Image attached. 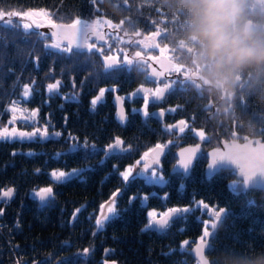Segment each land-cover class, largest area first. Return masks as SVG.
<instances>
[{
  "label": "trees",
  "instance_id": "trees-1",
  "mask_svg": "<svg viewBox=\"0 0 264 264\" xmlns=\"http://www.w3.org/2000/svg\"><path fill=\"white\" fill-rule=\"evenodd\" d=\"M245 7L251 20H264V2L246 0ZM36 8L48 10L56 23L83 20L97 25V22L109 21L113 32L109 34L107 42L100 43L97 49L73 48L71 54L58 55L57 49L42 47L48 43L50 34L46 33L48 40L36 43L35 34L45 32L39 29L24 32L0 25V33L6 36V41L0 39V50L7 54L5 74L0 75L1 119L3 122L8 120V104L18 101L22 107L39 109L40 124L45 122L46 117L50 118L55 128L50 125L49 132L55 130L62 133L61 137L44 142L0 140V189L16 188L15 196L7 204L0 201V207L5 208V214L0 217V264H24V261L31 264L32 260H36L37 264L41 261L54 264L55 258L82 251L85 247L90 248L88 258L79 259L76 264H102L104 259L117 264H197L190 247L202 235L203 222L212 218L209 211L193 204L194 199L198 201L201 198L210 208L217 207L218 210V207L223 206L229 210L222 217L223 226L217 227L211 239L212 245L207 250L210 264H264V191H238L234 187L238 178L232 169H221L208 178L205 173V152L196 160L191 176L184 181L183 190L179 188V180L175 175L163 189L159 186L141 188L144 192L156 191L159 197L164 192L169 194L166 201L151 198L148 208L164 211L175 205H190L192 211L173 219L163 232L154 229L141 232L140 229L147 223L146 209H140L137 201L120 218L98 230L95 236L92 235V223L86 220V212L79 214V220L73 227L67 224L62 227L60 220L63 218L66 221L70 211L81 203L87 202L88 211H92L101 199L107 198V193L116 186V181L110 179L103 185V196L98 194L101 188L99 181L111 170V164L117 161L110 160L100 165L102 152L87 158L77 152L62 156L59 160L53 159L56 151L67 149L64 137L68 131L80 136L81 141L87 135L98 146L107 143L111 135H120L142 145L141 151L158 141L172 140L173 143L168 145L162 158L167 177L177 158L175 150L183 144L202 140L205 150L218 144L222 138H231L234 133H238L241 139L248 136H261L264 139V70L241 69L231 87L209 91L211 86L201 79L198 68L191 63V46L182 38L185 13L179 7L178 0H0V10L27 9L30 12ZM150 35H154L151 48L141 50H155L156 42L167 47L178 63L197 75L194 82H188L184 87L176 86L167 96L168 103L178 105L176 112L171 115L172 121H186L183 132L174 127L166 130L167 118L162 122L151 115L144 118L142 114L132 112L125 124L120 125L110 114L113 107L109 100L106 103L109 111L107 120L104 119L103 111L98 112V119L97 109L95 112L90 110V97L97 93V79L100 87L118 84L121 93L130 92L141 82H147V70L135 64L129 68L126 65L117 66L120 73L115 78L111 74L96 77L92 75L91 67L102 68V56L106 54H117L120 60L125 52L135 55L139 44L135 45L134 39L125 41L124 38ZM33 44L36 51L32 55L40 56L36 62L32 60V55L18 54V48L27 52ZM50 66L53 73L47 75ZM70 77H74L76 88L72 86ZM57 78L61 79L58 90L61 94L78 92L83 89L84 83L87 92L78 96V103L66 102L55 93L49 95L46 85ZM33 79L36 83L32 86V95L22 98L23 84H32ZM135 105L139 108L140 101ZM65 114L69 118L67 128L62 119ZM97 120L100 121L98 125ZM200 130L206 134V138L198 137L196 131ZM13 150L17 155H12ZM30 150L38 155H25ZM85 166L95 169L84 173L86 182L73 180L60 186L55 207H38V201L30 195L31 189L46 186L51 181L43 174H34V168L51 171L53 168L67 170ZM137 184H142V181ZM250 200L253 203L250 204ZM120 206H126V197L121 199ZM61 207L65 208L63 214L59 211ZM17 218L20 221L19 228L15 227ZM185 240L189 241L186 245L182 243ZM64 241H68L71 246H63ZM106 248L111 251L104 256Z\"/></svg>",
  "mask_w": 264,
  "mask_h": 264
},
{
  "label": "snow or ice",
  "instance_id": "snow-or-ice-1",
  "mask_svg": "<svg viewBox=\"0 0 264 264\" xmlns=\"http://www.w3.org/2000/svg\"><path fill=\"white\" fill-rule=\"evenodd\" d=\"M35 13H39L46 17L45 19H38ZM0 25L5 27H13L18 30L27 32L34 27L46 26L51 28V38L49 44H44V48H55L58 50V55H63L64 53H73V46L71 43H65V40L68 38L61 37L56 31V21L51 18L48 10L45 8H36L34 12H29L27 9L17 10V9H6L0 10ZM0 39H5L6 36L4 33H0ZM49 37L46 33H36L35 42L39 43L40 41H46ZM78 48V46H77ZM36 51L35 44H33L30 51L25 49L18 48V54L23 55H32ZM6 52L0 50V75L4 73V66L6 63ZM71 58V57H69ZM39 55H32V60L34 62L39 61ZM38 67V64H37ZM91 67V65H90ZM92 75L96 77L106 76L111 74L112 78H115L119 73V69L116 66L111 64H105L102 68L94 69L92 68ZM11 72V70H9ZM53 73V68L50 66L47 75ZM19 79V78H18ZM70 82L73 87H75L74 77H70ZM36 83L33 79L32 84L25 83L22 88V98H28L32 95V86ZM61 86V79L57 78L55 82L48 83L46 85V91L49 95L56 94L61 97V99L66 102H79L78 95L76 91L71 93L61 94L58 90ZM118 84H112L109 89L108 86L99 87L98 93L93 96L90 100L92 109H95L98 101H101L105 93L111 90L114 93V99L116 101L117 110H116V120L118 124L123 125L128 119V113L124 108L125 96L118 94ZM138 91L143 93V101L141 108L137 109L133 107L131 112L133 114L140 113L144 118H148L150 115L153 117H162L165 113V109L161 108L157 113H149V97L154 98L163 97L159 89L153 88L151 91L144 89L142 86H139ZM134 95V94H133ZM128 99L131 96L127 97ZM155 102V101H154ZM47 103V101H44ZM63 107V105H61ZM6 111L10 113V116L6 123L0 124V140L5 142H44L48 139H56L61 137L62 133L60 131H51L49 132V126L55 128V125H52L50 118H45V122L40 124L39 109L38 108H27L22 107L18 101H12L8 104ZM168 111H173L169 108ZM64 127L67 128L68 116L65 114L63 116ZM17 122L20 123L21 127H17ZM180 127V131H184L186 126L185 120H180L177 122ZM27 125L30 127L29 130H24V127ZM174 125H165L166 130H170ZM92 135H95L94 133ZM64 142L68 145L67 149L64 151H56L53 155V159L59 160L62 156L68 154H75L81 152L84 154V157L87 158L90 155H97L103 153L100 157L99 164L104 165L110 160L117 161L116 163L111 164V170L104 175V177L99 181L101 188L98 189V194L103 196V185L110 179L116 181V186L109 190L107 193L106 199H101L100 202L92 209L88 211L89 204L81 203L78 207L73 208L70 211V214L65 221L63 218L60 220V224L63 227L65 224L69 227H73L75 223L79 220V214L87 213L86 220L92 223L94 230L92 235L95 236L98 230H102L105 225L111 221H114L117 218H120L124 212L129 211V209L138 201L140 209H146V218L147 223L140 229L141 232L145 230L154 229L159 232H163L167 229L171 220L177 218L180 214H185L192 211L190 205H175L172 207L166 208L164 211H158L156 208H148L151 198H159L162 201H166L169 197L168 192H164L162 197H159V194L156 191L144 192L141 191L143 187H156L159 186L161 189L168 186L172 177L175 175L179 180V188L184 189L187 179L191 176V170L194 166V162L197 158L198 152L201 150V145L199 143L191 144L186 147H180L178 149V158L175 159V162L172 164L171 171L166 177L162 165V158L165 156V149L168 145L172 144L173 141L169 140L167 142H156L151 147H144V150L141 151L142 145L138 143L130 142L122 138L120 135H111L108 138V142L102 146H98L95 141H90L89 136L85 135L81 141V137L74 134L72 131L67 132V136L64 137ZM12 155H17L16 151L13 150ZM27 156H35L38 153L33 151H28L25 153ZM211 160L208 163L207 167L209 169L208 178H211V170L217 167V158L214 153L210 152ZM264 159V152L258 153H249L242 159L241 164L236 165L241 173L245 177L259 176L264 174V167H256L258 160ZM125 160H130L131 162L125 163ZM47 163V162H46ZM94 168L91 166L85 167H73L65 170L64 168H53L51 171H47L45 168H34V174H43L47 176L51 183H48L46 186L33 187L31 189L30 195L33 199L38 201L39 208H51L55 207L57 203V193L59 187L66 185L73 180H79L81 182H86V177L84 173L93 172ZM138 181H142V184H137ZM54 185L56 187H54ZM136 185L135 190L133 186ZM233 188V185L230 184ZM256 186L264 187V183H258ZM250 186L245 183L244 189H248ZM16 191L15 187H7L0 189V201L7 204L8 201L13 197L14 192ZM126 197V206L121 207L120 201ZM95 203V201H93ZM253 203V201H249ZM193 204L200 205L204 210H207L211 214V219L205 220L203 222L202 235L199 237V242L201 243L205 238L212 239L214 236L213 232L209 231V228L217 230L218 225L223 226L222 217L228 213L227 207H211L205 203L204 199L193 200ZM60 213L65 212V208L61 207L59 209ZM5 214V208L0 207V217H3ZM17 213V217H19ZM20 221L19 218L15 221V227L19 228ZM183 244H188L189 241L185 240ZM63 246L70 247L68 241L63 242ZM111 251L110 249H105V252ZM90 253V248L85 247L82 251H77L75 253H70L67 256H60L55 258L54 264H76V261L79 259H87ZM50 259L52 257H49ZM24 264H29L28 261H24ZM31 264H37L36 260H32ZM40 264H46L45 261H41ZM104 264H108L107 261ZM115 264V262H113Z\"/></svg>",
  "mask_w": 264,
  "mask_h": 264
},
{
  "label": "clouds",
  "instance_id": "clouds-1",
  "mask_svg": "<svg viewBox=\"0 0 264 264\" xmlns=\"http://www.w3.org/2000/svg\"><path fill=\"white\" fill-rule=\"evenodd\" d=\"M183 36L201 79L226 89L244 68L264 70V20H251L246 0H178Z\"/></svg>",
  "mask_w": 264,
  "mask_h": 264
},
{
  "label": "water",
  "instance_id": "water-1",
  "mask_svg": "<svg viewBox=\"0 0 264 264\" xmlns=\"http://www.w3.org/2000/svg\"><path fill=\"white\" fill-rule=\"evenodd\" d=\"M258 1H264V0H258ZM56 25H57L56 31L59 33V35L61 37L68 38L65 40V42L71 43L72 46L76 48L78 46L79 49L87 47L88 41L92 38H96V39L98 38L102 41H105L106 39V30L101 31L91 26H84L81 20L76 23H70V24L69 23L68 24L56 23ZM43 29L51 34V31H52L51 28H48L45 26L43 27ZM104 61L106 64H113V65L120 64L118 59L113 56H105ZM173 65H174V61L170 59L169 57H162L155 63V67L158 69V71H162L164 73L173 72L174 71ZM158 71L152 70V74L154 76H161L162 74H160ZM141 86L148 91L150 90L149 85H141ZM171 88H172L171 84H166L160 87L159 90L162 93L163 97H160L157 99L151 96L152 102L154 101L155 103L160 102L164 98L165 94L171 90ZM138 89L139 87L136 88L135 94L138 96L143 95V93L138 91ZM124 108H125V105H124ZM116 109H117V105H116ZM159 109L161 108H155L153 110V113H157ZM158 119L163 120L164 115L162 117H159ZM176 126L182 127L178 125L177 123H176ZM196 143H199L201 145V150L197 154V158H198L200 153L202 152L203 145L201 142H196ZM196 143H188L180 147H186L188 145L196 144ZM179 148L176 149L177 158H178ZM210 152L215 154L217 158V163L219 164L217 167L211 170V175L219 172L221 169H232V170H235L236 176L240 178V182L238 185L239 190H247V189H244L245 183H247L250 186L248 189L254 188V189L264 190V187L256 186V184L258 183H264V174L246 178L245 175L241 173L238 167L236 166V165L241 164L242 159L245 156H247L249 153L264 152V139H262L260 136H252L244 140H240L238 138H231L230 140L222 139L219 145H215V146L208 148L206 150V155L208 157L207 162L205 164L206 175L209 174V169L207 165L211 160ZM256 167L258 168L264 167V159L258 160L256 163ZM14 195H15V192H14ZM185 214H180L178 216H183ZM215 231L216 230H213V229L210 230V232H213V233H215ZM198 242L199 240L196 243ZM196 243L191 247L190 252L194 256V258L197 260V264H210V259L207 255V250L212 245L211 240L208 238H205L201 243L197 245ZM107 254L108 252L104 253V255H107Z\"/></svg>",
  "mask_w": 264,
  "mask_h": 264
},
{
  "label": "flooded vegetation",
  "instance_id": "flooded-vegetation-1",
  "mask_svg": "<svg viewBox=\"0 0 264 264\" xmlns=\"http://www.w3.org/2000/svg\"><path fill=\"white\" fill-rule=\"evenodd\" d=\"M100 26L101 25H98L97 24V28L101 29L102 27H100ZM105 28L107 29V33H106L107 34L106 35V42H107L109 34H111L113 32V28L111 27V25L110 26L106 25V26L103 27V29H105ZM91 43L92 42H90V44ZM100 43H103V42L100 41L99 39H97V48H99ZM110 55H117V54H110ZM119 62L121 63L120 66H123L124 64H126V67H128V68L131 67L134 64L133 61H131V60H130V62H127V63H124L123 61H119ZM176 65L177 64L174 63L175 69H174L173 72H167V73H164L162 71H158V69L155 67V62L153 64L150 62L149 65H147V64H142V66L140 65L139 68L147 70L146 71V75H145L147 77V82H141V83H144L146 85H149L151 87L150 91L153 88L159 89L160 87H162V86H164L166 84H171L172 85L171 90H172L176 86L184 87L188 82L193 81V80H196V77L195 76H192V74L183 72V70H181L179 66H178L179 69H177ZM146 66H147V69H146ZM152 70L158 71L162 75L161 76L150 75L151 72H152ZM98 81L99 80L97 79V93H98V89L100 87V86H98ZM85 84L86 83L83 84V89H81L82 92L81 91L80 92L78 91V93H79L78 96L85 95L84 94V91H86V88L84 87ZM111 85L112 84H107L105 86H108L109 89H110L111 88ZM119 93L126 97V99L124 101V104H125V107H126V111L128 113V116H129V113L131 112V109L136 106L135 103H137L138 100L140 101L139 108H141L142 101H143V96L139 97V99H138V98L133 97V95H132L133 93L130 94V92L121 93V92L118 91V94ZM95 95H91L90 100ZM129 96H131L130 99L127 98ZM167 96H168V94L165 95V97L160 101V103L152 102L151 96H150L149 97L148 111L151 114V113H153V110L156 107L164 108L165 109V119L163 120V122L167 118L169 121L166 120L165 122H167V124L169 125V124H172L173 123V121L171 119L172 118L171 115H173L176 112V107H178V105H172L171 103H168V99H167L168 97ZM108 100L112 102V107H113V109L111 110L110 114H112V116L116 119V117H115V114H116V103H115V99H114V93L111 90H109V91H107L105 93V95H104V97L102 98L101 101H98L95 109H92V106L89 103L90 110L92 112H95V110L97 109V114H98V112L100 113L101 111H103L104 112V119L107 120V117L106 116H107V114H109V111L107 110V104L106 103H108ZM169 108L173 109V111H168ZM97 118L99 119V114H98ZM98 123H100L99 120H97V125H98ZM202 133H203V131H202Z\"/></svg>",
  "mask_w": 264,
  "mask_h": 264
},
{
  "label": "rangeland",
  "instance_id": "rangeland-1",
  "mask_svg": "<svg viewBox=\"0 0 264 264\" xmlns=\"http://www.w3.org/2000/svg\"><path fill=\"white\" fill-rule=\"evenodd\" d=\"M30 12H34V11H30ZM35 15L38 19H45L46 18L39 13H35ZM86 24H89L91 26L95 25L97 27V25L95 23H86ZM97 24L101 25L100 27H102L101 29H103L104 26H106V25L110 26L112 23L109 21H104L102 23L97 22ZM38 28H40V27H34L33 29H38ZM133 39H134V44L135 45L139 44V47H136L135 55H133V56L130 55L129 53L127 54V52L124 53V55H123V62L124 63L130 62V60H131L133 62H137V64H139L141 66H142V64L149 65L150 62L153 64L159 57L163 56V54L170 56L167 47H161L162 45H158L157 43H155L156 49L155 50L150 49L151 52L147 53V52L141 50L142 48H145V49L151 48V46H152L151 43H152V40L154 39V35L141 37V38L139 36H137L136 38L135 37L128 38V39L124 38L125 41H130ZM49 43H50V39H49L47 44H49ZM89 47L91 49H97V43L93 42L89 45ZM178 66L180 67V65L179 64L176 65L177 69H179ZM6 122H3V120L0 117V124L6 123ZM16 126L21 127L19 122H17ZM23 127H24V130H29V131L31 130L30 127H26V126H23ZM197 134L199 137H205V134L200 132V131H198ZM236 185H237V183L235 182L234 187H236ZM105 261H107L108 264H113V262H114V261L109 260V259H104L102 264H104ZM115 264H117V263L115 262Z\"/></svg>",
  "mask_w": 264,
  "mask_h": 264
}]
</instances>
